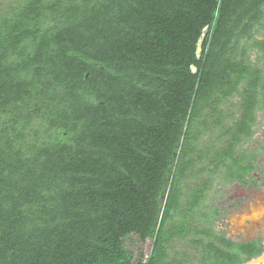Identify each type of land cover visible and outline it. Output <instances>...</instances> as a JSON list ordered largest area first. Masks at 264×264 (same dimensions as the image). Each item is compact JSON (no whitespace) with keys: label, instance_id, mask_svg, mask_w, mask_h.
Masks as SVG:
<instances>
[{"label":"trees","instance_id":"1","mask_svg":"<svg viewBox=\"0 0 264 264\" xmlns=\"http://www.w3.org/2000/svg\"><path fill=\"white\" fill-rule=\"evenodd\" d=\"M263 33L264 0H0V264L250 260L208 196L256 168Z\"/></svg>","mask_w":264,"mask_h":264},{"label":"rangeland","instance_id":"2","mask_svg":"<svg viewBox=\"0 0 264 264\" xmlns=\"http://www.w3.org/2000/svg\"><path fill=\"white\" fill-rule=\"evenodd\" d=\"M207 30L204 31L203 37L198 44V55L201 54L202 50V40L205 37ZM264 33L259 35V39H263ZM242 44L245 45L243 41ZM250 47V44H248ZM251 55V60L259 65L260 68L264 71V58L259 55L260 58L257 57V52L249 51ZM239 97L235 96L232 99V102L236 106H228L226 107L227 115H234L236 119L240 116L241 110L239 108ZM226 119L227 116H226ZM227 122H230L226 120ZM239 150L246 154H255V162L260 169H264V105L257 110L255 115V123L253 126V135L247 139L243 144L239 146ZM215 184L209 192V204L221 205L223 208L228 210H234L238 207V203H240L242 198L238 197V189L234 186H224L223 178L218 176L215 178ZM226 219H219L213 226L214 233L216 235H224L228 238L226 233ZM205 228V227H203ZM150 243L146 245L147 251H149ZM171 255L178 260L183 259V264H200L202 249L200 247L193 246L188 240L180 241L175 240L171 246Z\"/></svg>","mask_w":264,"mask_h":264},{"label":"flooded vegetation","instance_id":"3","mask_svg":"<svg viewBox=\"0 0 264 264\" xmlns=\"http://www.w3.org/2000/svg\"><path fill=\"white\" fill-rule=\"evenodd\" d=\"M259 174L260 175L257 176L252 173L249 178L251 185L246 188L245 195L241 196L240 193H238V197H236H243L241 200L245 202V208L249 214L247 230L245 233H238L236 231L234 233L231 231L232 229H227L226 233L228 239L232 240V242L243 245L248 250L250 247H254L255 255L251 259L254 257L259 258V264H264V169H260ZM230 212H232V210H230L229 213ZM223 213H225V211L222 212V215ZM239 232H241V229Z\"/></svg>","mask_w":264,"mask_h":264},{"label":"crops","instance_id":"4","mask_svg":"<svg viewBox=\"0 0 264 264\" xmlns=\"http://www.w3.org/2000/svg\"><path fill=\"white\" fill-rule=\"evenodd\" d=\"M256 168L255 170L252 172L254 174H256L257 176H259L260 174V168L257 166L256 162H255ZM258 184V183H257ZM251 184L249 182V180H247V183H240V182H234L231 183L227 186H234V188L236 187L238 189V193H240L241 196L245 195V190L247 187H249ZM250 204V203H248ZM220 208H222L221 205H218ZM223 211H225V213H223V216L221 218V220L226 219V230L228 229H232L231 231H233L235 233H245V231L248 228V212L245 208V202L242 200L239 204L238 207L236 209H234L232 212L228 213V210L226 208H222ZM238 227V228H235ZM241 229V232H239V230Z\"/></svg>","mask_w":264,"mask_h":264},{"label":"water","instance_id":"5","mask_svg":"<svg viewBox=\"0 0 264 264\" xmlns=\"http://www.w3.org/2000/svg\"><path fill=\"white\" fill-rule=\"evenodd\" d=\"M203 41V40H202ZM259 258H253L250 261H248L246 264H259Z\"/></svg>","mask_w":264,"mask_h":264}]
</instances>
